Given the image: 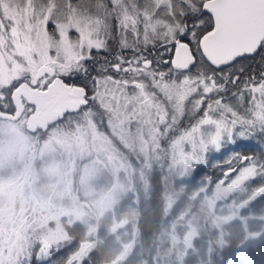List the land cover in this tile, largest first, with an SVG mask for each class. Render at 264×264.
<instances>
[{
  "label": "snow or ice",
  "instance_id": "1",
  "mask_svg": "<svg viewBox=\"0 0 264 264\" xmlns=\"http://www.w3.org/2000/svg\"><path fill=\"white\" fill-rule=\"evenodd\" d=\"M0 63V113L18 89L59 93V121L116 120L203 167L213 153L221 182L264 180V0H0ZM24 259L0 238V264Z\"/></svg>",
  "mask_w": 264,
  "mask_h": 264
},
{
  "label": "rangeland",
  "instance_id": "2",
  "mask_svg": "<svg viewBox=\"0 0 264 264\" xmlns=\"http://www.w3.org/2000/svg\"><path fill=\"white\" fill-rule=\"evenodd\" d=\"M16 72L10 73L0 63V87L13 82ZM25 119L12 121L0 118V238L9 249L20 251L22 257L34 255L44 264L60 262L64 244L69 239L67 227L82 223L93 241H85L73 255L77 264H84L98 246V229L109 224L111 232L130 227L132 241L124 252L107 264H122L131 254L136 228L130 218H117L116 209L127 194L139 201L146 196L149 175L156 168L162 171L166 192V214L169 215L179 195L175 183L192 177L202 166L190 152L179 149L158 150L151 140L129 134L126 125L116 120L111 127L91 121H61L44 133L31 134ZM260 135L256 139H260ZM213 155V153H209ZM222 179V178H221ZM234 178L215 184L208 179L198 198L171 221L169 246L162 264L172 260L183 262L199 236L200 224L216 230L221 239L223 224L249 217L242 210L258 198V192L247 193L246 186L233 183ZM197 193L194 195L196 196ZM262 229L247 232L246 248L264 235ZM247 228V226H246ZM22 264H28L27 259Z\"/></svg>",
  "mask_w": 264,
  "mask_h": 264
},
{
  "label": "trees",
  "instance_id": "3",
  "mask_svg": "<svg viewBox=\"0 0 264 264\" xmlns=\"http://www.w3.org/2000/svg\"><path fill=\"white\" fill-rule=\"evenodd\" d=\"M213 155L208 156L209 166H199L191 178L181 184L179 181L175 183L179 195L169 215L165 212L166 189L163 174L158 168L149 175L146 196H141L139 201H136L132 196L134 194L130 193L120 200L116 209L117 218H130L137 233L132 252L122 264L163 263L162 257L166 253L164 249L166 250L170 243L172 219L178 218L184 210L196 211L191 203H194V197L195 199L199 197L198 194L208 184V179L211 180V184L221 180L220 170H214L211 166ZM261 184H264V180L251 179L246 186L247 193L258 192ZM262 214L264 215V195L251 201L242 210V216H253L248 218L247 225L242 218H235L223 224L221 239L217 236L216 230L208 227V223H201L199 236L195 238L193 248L189 249L182 263L172 260V264H264V235L246 248H241L248 231L258 232L262 229L263 220L260 217ZM109 226L102 224L99 227L98 246L90 253L84 264H107L121 255L126 245L132 241L130 227L111 232ZM67 232L69 239L64 244V257L54 264H63L67 256L75 253L85 241L94 240V236L87 234L86 226L82 223L70 224ZM34 253L35 250L31 264H44L45 261L38 260Z\"/></svg>",
  "mask_w": 264,
  "mask_h": 264
},
{
  "label": "water",
  "instance_id": "4",
  "mask_svg": "<svg viewBox=\"0 0 264 264\" xmlns=\"http://www.w3.org/2000/svg\"><path fill=\"white\" fill-rule=\"evenodd\" d=\"M43 93V92H42ZM25 97L28 102L35 103L36 95L34 91H30L28 88H21L18 89L16 92L13 93L12 100L16 106V110L14 114L8 115L5 113H0V118L16 121L21 118L23 115L25 105L24 102H22V98ZM62 114V111H60L54 116L53 111H49L45 115H37L36 113H33L28 116L25 127L26 130L30 133H35L38 130L46 131L51 123L58 120V117H60Z\"/></svg>",
  "mask_w": 264,
  "mask_h": 264
},
{
  "label": "flooded vegetation",
  "instance_id": "5",
  "mask_svg": "<svg viewBox=\"0 0 264 264\" xmlns=\"http://www.w3.org/2000/svg\"><path fill=\"white\" fill-rule=\"evenodd\" d=\"M29 90L33 91L31 89H29ZM34 92H35V95H36V98H37L34 101L35 102L34 104L36 106V111L34 113H36L38 116L39 115H45L49 111H53L54 112V116H55L60 111V109H61V111L63 113L64 109L66 107L70 106L69 102L65 99V97L62 94H59V93H42L39 90H35ZM23 102H24L25 109H26V105L29 102L27 101V99L25 97H23ZM25 109H24L23 115L18 120H21L22 118L27 120L28 116L31 115L28 112H26ZM18 120H16V121H18ZM60 122L61 121H59V120L54 121L53 123H51L49 125V127H48V129L46 131H48L49 129L55 127ZM25 123H26V121H25ZM46 131L38 130L37 132L31 133V134L44 133Z\"/></svg>",
  "mask_w": 264,
  "mask_h": 264
}]
</instances>
